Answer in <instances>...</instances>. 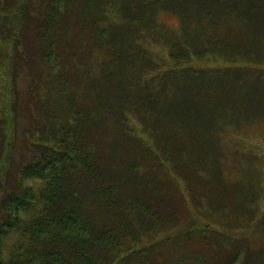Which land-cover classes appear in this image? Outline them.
I'll list each match as a JSON object with an SVG mask.
<instances>
[{
  "label": "trees",
  "instance_id": "16d2710c",
  "mask_svg": "<svg viewBox=\"0 0 264 264\" xmlns=\"http://www.w3.org/2000/svg\"><path fill=\"white\" fill-rule=\"evenodd\" d=\"M31 1L0 0L3 75L26 53L19 45L29 16L34 19L28 10L33 7ZM38 9L41 11L34 21L40 22L33 31L37 32L35 40L40 46L35 52V59L41 62L40 78L55 79L61 75L58 64L62 56L57 47L64 20L78 22L79 33L89 31L88 48L102 57L97 62V76L82 78L86 90L80 96L86 102L79 100V103L76 91L67 82L64 93L53 90L52 95L42 97L44 103L40 100L37 104V97L29 89L34 97L32 104L27 102V108L32 107L34 113L27 130L30 153L28 158L23 156L16 168L18 183L7 187L0 198V264H126L124 258L129 255H135L139 264H234L237 254L227 260L228 253L220 254L216 259L221 251L232 248L234 243L229 238L213 239L219 252L213 257L184 252L179 261L150 260L147 256L150 247L145 250L144 246H129L133 242L128 241V236H133L134 241L140 231L151 236L157 233L158 246L179 236L187 239L193 230L209 233L205 232L210 229L209 222L203 225L204 222L193 221L192 216L186 226L184 223L181 226L180 215L170 209L167 201L159 202L162 191L158 187L157 202L162 206L157 208L123 195L127 173L121 168L120 160L125 161V157L118 154L109 163L97 157L89 132L105 126L108 133L111 127L116 130L117 147L122 146V128L129 124L123 106L128 103L134 106L131 115L140 116L141 123L148 115L157 123V160L163 169L173 170L172 156L166 153L173 147L187 155L181 156L180 162L190 158L191 154L181 149L187 148L191 139L196 148L206 151L208 147L203 144L212 133L209 127L216 132L221 125L210 126L216 122L204 121L203 113L207 111L211 115L218 107L212 105L223 104L221 94L220 101L215 89L222 86V78L229 77L241 85L252 78L264 85V68L258 70L254 66L261 62H235L236 52L225 48L224 34H229L238 24L259 28L264 33V0H39ZM162 12L177 18L176 28L159 21ZM155 39L157 52L148 48V44L156 46ZM155 57L157 65L152 62ZM205 57L207 63L192 62L194 58ZM140 61L143 64L137 65ZM132 66L143 76L157 75V87L148 79H139L141 83L134 81L138 78L132 75ZM8 83L0 81L5 92L1 101L4 113H0L3 125L11 123L17 110V99L12 105L16 90ZM155 88L157 97L153 95ZM138 90L141 91L137 93ZM143 90L148 94L144 95ZM61 97L66 98L68 115L66 109L63 114L66 122L52 110ZM260 98L257 105H261L263 112L257 115H262L260 120L264 121V94ZM40 107L46 108L45 113L38 114ZM230 112L233 113V107ZM126 131L128 139L140 147L135 130ZM257 145L263 146L259 142ZM117 147L112 149L118 152ZM148 150L155 155V149ZM252 150L250 154L244 153L245 160L253 155ZM205 155L201 156L205 159ZM129 163L137 168L136 161ZM214 208L218 210L220 205ZM245 213L240 211L241 215ZM210 232L215 234L214 230ZM261 256V251H249L240 264H264Z\"/></svg>",
  "mask_w": 264,
  "mask_h": 264
},
{
  "label": "rangeland",
  "instance_id": "374dc122",
  "mask_svg": "<svg viewBox=\"0 0 264 264\" xmlns=\"http://www.w3.org/2000/svg\"><path fill=\"white\" fill-rule=\"evenodd\" d=\"M38 1L32 0L31 5L33 7L28 9L34 19L41 11L38 9ZM29 18L22 43L19 45L21 50H25L26 53H22L23 58L12 63L13 69L7 70L5 75L0 71V81L9 82L8 84L14 86L16 90L12 105L17 99V104L15 103L17 110L13 114L11 123L3 125L0 120V198L7 187L18 183L19 177L16 168L19 164L21 165L23 156L28 158L30 153V149L27 148L31 142L27 136L30 131L27 130L33 123L31 116L34 113L32 107L27 108V102L33 103L34 97L31 94L34 93L37 97V104L40 100L41 103H44L42 97L49 93L52 95L53 90L56 92L61 90V93H64V84L67 82L70 88L76 91L77 100L86 102L83 96H80L86 90L85 86L82 87L84 85L82 78L97 76V62H100L102 57L101 53L98 55L96 51L88 48L89 31L84 30L79 33L80 24L78 22L69 20L65 23L66 20H64L65 26L60 32L59 46L57 47L62 56V60L58 64L61 67L59 70L61 75H56L55 79L51 78L52 80L40 78L41 62L35 59V52L40 46L35 40L37 32L33 31L34 25L38 26L40 20L34 21L31 15ZM158 19L169 25L170 28H176L178 25L177 18L167 12H162ZM241 25L238 24V26ZM238 26L229 34L224 33L227 36L225 48L236 52L237 59L235 62H261V65H254L256 69L261 70L264 68V33L259 28ZM223 28L224 25L221 30ZM121 34L126 35L124 32ZM135 34L138 35V33ZM135 34H128V36ZM92 37H96V35L93 34ZM121 38L125 40L124 37ZM155 40L156 46L148 44V48L155 49L157 52V39ZM152 62L157 65V57ZM192 62L204 64L208 60L206 57L202 60L194 58ZM142 64L141 61L137 62V65ZM137 65L135 64L134 68H137ZM130 70H133V72L131 71L132 75L138 78L134 81L141 83V80L147 81L145 79H148L154 87H157V75L143 76L139 72L136 73L133 66ZM221 84L222 86L215 89L220 101L222 97L223 104H211L214 107L218 106L211 115L207 111L203 113L204 121L216 122L210 126L220 124L221 127H217L216 132H213L214 128L209 127L212 133L206 136V144H203V146L208 147L206 151L196 148L193 139H191L188 147L181 149V151L187 150L191 154L187 161H179L181 156L187 155L183 152L180 153L178 147H173L170 152H166L168 156H172L170 162L173 170L171 171L163 169V166L159 164L160 161L157 160V123H153L151 115H148V119L141 123L140 116L131 115L134 113V106H130L128 103H124L123 106V109H126L123 112L128 115L126 118L129 124L125 126V129L122 128L124 131L121 138L122 146L117 147L114 137L116 130L111 129V127L108 133L105 126L89 132L98 154L97 157L102 160L105 159L108 163L118 154L120 157H125L123 158L125 161L120 160L121 168H124L127 173L122 188L123 195L137 198L142 205L151 204L155 208L162 206L159 205V202L167 201L170 209L180 215L179 223L181 226L183 223L186 226V222L192 216L194 217L193 221L204 222L203 225L209 222L208 228L210 229L205 231L209 233L200 234L193 230L187 239L179 236L173 238L168 244L158 246L157 233L151 236V233H141L142 231H140L134 236V241L131 239L133 236H128V241L133 242L129 246H144L145 250L150 247V250L149 248L147 250V256L150 260L157 261L159 258L160 262L162 260L179 261L184 252L213 257L216 252L219 253L216 241L214 243L213 239L220 237L229 238L234 244L231 245L232 248L228 246L231 249L221 251L216 259L220 254L225 256L228 253L225 260L237 254L236 258L238 257V259L234 264H240L242 258L249 251H261V257L264 259V220L262 219L264 214V121L260 120L262 115H257L258 112H263L261 105L257 104H259V96L262 99L264 94V85L262 81L252 78L241 85L229 77H223ZM29 89L33 93L30 94ZM140 91L138 90L137 93ZM153 91V95L157 97V89L155 88ZM143 94L147 95L148 92L143 90ZM4 95L5 92L0 88V113H4L1 102ZM106 95L109 96L107 93ZM7 96L10 97V94ZM70 96L72 97L71 94ZM231 107H233V113L230 112ZM65 109V115H68L66 98L61 97L57 107L52 110L59 113L58 116L63 117L66 122L67 120L63 115ZM43 111L45 113L46 108L42 110L40 107L38 114H43ZM1 116L5 115L2 114ZM64 119H62L63 122ZM126 130H135V136L139 137L140 147L128 139L129 134ZM103 133L106 134L103 136ZM142 141L144 143L141 144ZM258 142L262 143L263 146L259 147ZM112 146H116L119 149L118 152L113 150ZM129 148L130 150L127 152L126 150ZM147 148L155 149V155L151 154ZM250 150H252L253 155L245 160L244 155L247 152L250 154ZM202 154H206L205 159L201 156ZM130 161H136L138 163L137 168L136 165L128 164ZM133 168L136 169L133 170ZM157 187L162 191L161 196L157 192ZM157 195L160 196L158 197L159 202H157ZM191 197H194L192 201L190 200ZM243 199L244 201L241 203ZM219 205L220 208L216 210L214 207L217 208ZM241 210H245L246 213L241 215ZM215 226L217 230L214 229ZM194 228L197 229V227ZM210 230H214L215 234H211ZM226 242L225 244H228ZM235 249L239 250L238 253H232ZM124 261L126 264H139L140 262L135 255L127 256Z\"/></svg>",
  "mask_w": 264,
  "mask_h": 264
}]
</instances>
